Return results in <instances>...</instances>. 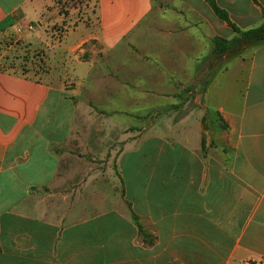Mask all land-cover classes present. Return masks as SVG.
Instances as JSON below:
<instances>
[{
	"label": "crops",
	"instance_id": "0c3cea01",
	"mask_svg": "<svg viewBox=\"0 0 264 264\" xmlns=\"http://www.w3.org/2000/svg\"><path fill=\"white\" fill-rule=\"evenodd\" d=\"M212 1L262 22L264 0ZM91 10L0 0V39L45 64L0 68V264H264V44L229 70L207 0Z\"/></svg>",
	"mask_w": 264,
	"mask_h": 264
},
{
	"label": "rangeland",
	"instance_id": "374dc122",
	"mask_svg": "<svg viewBox=\"0 0 264 264\" xmlns=\"http://www.w3.org/2000/svg\"><path fill=\"white\" fill-rule=\"evenodd\" d=\"M53 6L56 8L57 12L63 17L67 18L69 14L75 16L76 19H84L87 15L89 19V13L92 11L93 4L95 0H52ZM85 9L87 12L84 13ZM83 14V15H81ZM67 21L59 25L52 26V31H54L58 36H61L62 33L67 28ZM246 53L242 55H234L229 57V60L224 64L229 70L236 69L234 68L235 59L239 57H245ZM0 68L5 70H12L22 74H28L33 77L41 78V72L45 69V64L43 62V50H32L29 48L21 39L14 37L2 38L0 39ZM234 77L227 79L228 81H233ZM80 98L83 99L85 105L91 106L90 102H87L88 96L84 93L80 95ZM199 98L197 97V101ZM89 128H87L88 130ZM84 128V132H87Z\"/></svg>",
	"mask_w": 264,
	"mask_h": 264
},
{
	"label": "trees",
	"instance_id": "16d2710c",
	"mask_svg": "<svg viewBox=\"0 0 264 264\" xmlns=\"http://www.w3.org/2000/svg\"><path fill=\"white\" fill-rule=\"evenodd\" d=\"M207 2L215 15L225 22L237 36L232 40L215 38L213 40V54L216 57L223 55L225 52H235L236 56L246 49L264 44V13L262 14V22L258 27L242 31L229 21L227 14L220 10L212 0H207Z\"/></svg>",
	"mask_w": 264,
	"mask_h": 264
},
{
	"label": "built area",
	"instance_id": "2783aa9c",
	"mask_svg": "<svg viewBox=\"0 0 264 264\" xmlns=\"http://www.w3.org/2000/svg\"><path fill=\"white\" fill-rule=\"evenodd\" d=\"M26 29H27L28 31L33 30L31 25H27ZM17 32H18L19 34H21L22 30H18Z\"/></svg>",
	"mask_w": 264,
	"mask_h": 264
}]
</instances>
